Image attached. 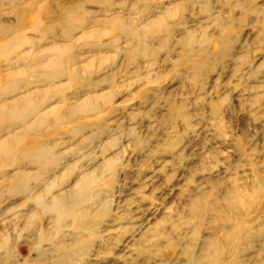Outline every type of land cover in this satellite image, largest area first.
Returning <instances> with one entry per match:
<instances>
[{
  "label": "rangeland",
  "instance_id": "374dc122",
  "mask_svg": "<svg viewBox=\"0 0 264 264\" xmlns=\"http://www.w3.org/2000/svg\"><path fill=\"white\" fill-rule=\"evenodd\" d=\"M0 78L5 102L35 92L47 120L37 165L0 164V264H208L204 243L235 222L262 237L237 236L222 264H264V192L244 221L224 208L262 175L264 0H0ZM0 123V149L30 142ZM13 176L46 201L86 179L98 197L59 215ZM197 199L222 210L189 225Z\"/></svg>",
  "mask_w": 264,
  "mask_h": 264
},
{
  "label": "bare ground",
  "instance_id": "6f19581e",
  "mask_svg": "<svg viewBox=\"0 0 264 264\" xmlns=\"http://www.w3.org/2000/svg\"><path fill=\"white\" fill-rule=\"evenodd\" d=\"M83 30H85V28ZM69 37L71 38L72 36H69ZM71 39L74 40V37H72ZM57 50H59V52H60V50H62V49L59 48ZM61 62H62V60H60V58H59L58 64L56 63V66H59ZM44 70H45V68H44ZM13 78H14V75H9L6 77L5 80L9 81V80H12ZM0 79L3 80L2 78H0ZM261 88H263V87L255 85L254 82L250 81L246 90L244 91V101H245L244 106H245V110L247 111V118L248 119H250L254 115L258 114L257 111L259 108L256 107V104L258 103V98H259ZM90 108H92V107H90ZM218 111H219L218 109L213 110L215 115H218ZM4 113L5 112H3V113L0 112V114H1L0 117L5 116ZM6 116H7V114H6ZM14 116L17 118H21V116L19 114H16ZM4 118H6V117H4ZM45 118H43L40 122L45 121L46 120ZM173 149H174V146L171 145V150H173ZM41 155H45V154H41ZM257 166H258L256 168L257 173L262 174V175L251 176L250 180H248L249 184H247V187L239 186L237 184L232 190L230 189L231 191H229L227 193L228 195L225 199L227 206H225L224 208H226V209L228 208L229 210L235 211L237 213L239 212L241 214L240 218L238 216L237 217H238V219H240L242 221H244V218L241 219L242 213L247 214V210L249 209V206L252 203V202H248V201L249 200L253 201L254 197H256L257 195L264 192V156H263L262 160L257 163ZM222 168L219 166V168L217 170L219 171ZM248 179H249V177H248ZM29 180H32V179L28 178V177H22V176H13L10 178H6V183L9 184L10 190L16 191V192H21V193H26L30 197H32V198L34 197L35 201L38 203V206H43V208H45L48 211H56L59 213V215L62 214V212L69 210L70 215L72 217L74 216V217H76V219H82L83 217L81 216V212H79V210H80L79 207L82 204H86L87 202H89V203L95 202V200L98 197L97 194H94V193L90 194V192L87 191V189L90 190V188H94L95 184H93V182L91 180L86 179L84 185H85V187H87V189L83 188V190H81V191L76 190L71 195H69V194L66 195V194L60 192L56 195H52L50 201H46L40 196L35 197V194H37L40 190V189H38L39 186L31 188L29 186V184H27ZM38 180H44V179H38ZM13 183H14V185H12ZM15 183L16 184L18 183V184L16 185ZM230 186H232V185H230ZM220 208H222V207H220ZM220 208L215 207V206H214V208L212 206L210 207V205L206 204L204 201H202V199L201 200L197 199L191 206V212L194 214L193 215L194 218L192 221L190 220V222L188 224L193 225L196 222H199V224H200V221H202V217L205 214H214V212H219L220 210H222ZM235 219L238 220L236 217H235ZM227 224H228V222H227ZM240 224L241 223H239V222H235L231 226L230 225L227 227L225 226V228L219 234V236L223 237L222 242H220L221 239H219V237H217L215 239H210V240L208 239L207 243L205 242L206 244L204 243V245H203L204 246V250H203L204 254H202L203 255L202 260L210 261L208 264H220V263L222 264V259L224 257L230 256L233 254V252L235 250L234 240L237 236H241L242 237L241 239L243 241H247V240L249 241V240L256 238L259 235H261V234L257 235L255 232H253L249 229L247 230V226L244 227V225H240ZM259 237L261 238L262 236H259ZM5 242H7V240H5ZM0 250H1V248H0ZM208 256H211V258H209ZM211 261H212V263H211Z\"/></svg>",
  "mask_w": 264,
  "mask_h": 264
},
{
  "label": "crops",
  "instance_id": "0c3cea01",
  "mask_svg": "<svg viewBox=\"0 0 264 264\" xmlns=\"http://www.w3.org/2000/svg\"><path fill=\"white\" fill-rule=\"evenodd\" d=\"M35 92H23L16 95H12L13 98H11L10 101L5 102L8 100V96L5 97L3 94H0V100H2L4 103L0 106V112H5V116L0 117V121L8 122L9 128L13 127V130H16L15 128L17 126H20L21 124V139H23V136H26L25 138H28V135H34L38 134L39 132L44 131V126L47 125L46 123L40 124L39 122L45 118L44 117V108H37V104L33 100V95ZM2 96V97H1ZM7 114V116H6ZM19 114L21 118H17L14 115ZM1 115V114H0ZM6 117L5 119H3ZM41 123V122H40ZM1 124V123H0ZM4 123H2L3 125ZM18 128V127H17ZM18 131V129L16 130ZM27 132V133H26ZM29 136L30 142H28L26 145H21L20 147L13 146L12 140L8 142V146L5 148L0 149V164L2 162H5L6 158L12 157L15 154H18L17 152H20L23 157H26L29 162H27V166L29 164H36L39 163L38 159H32V157L35 155V152L37 150H43V146H41L39 143H37L36 136ZM11 139V138H10ZM28 145V146H27ZM23 148V149H22ZM21 149V150H20ZM18 154V155H19ZM2 159H4L2 161ZM41 159V158H40Z\"/></svg>",
  "mask_w": 264,
  "mask_h": 264
}]
</instances>
